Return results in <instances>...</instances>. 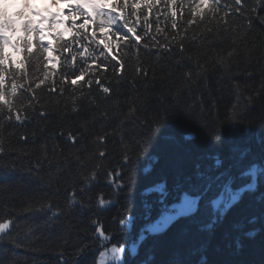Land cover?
<instances>
[{
  "label": "trees",
  "instance_id": "16d2710c",
  "mask_svg": "<svg viewBox=\"0 0 264 264\" xmlns=\"http://www.w3.org/2000/svg\"><path fill=\"white\" fill-rule=\"evenodd\" d=\"M221 1L229 7L220 3V13L193 25L186 4L173 18L165 0L151 10L142 3L130 20L133 25L139 17L141 41L118 47L123 69L101 59L80 88L65 84L61 93V76L72 70L62 64L52 77L57 91L46 81L21 122L0 116V215L15 219L13 231L0 236V264H101L99 254L113 245L125 251L112 264H264V11L251 20L247 12L232 14L225 23L220 17L234 0ZM157 25L164 31L157 33ZM165 33L177 42L168 51L153 48L151 36L164 43ZM233 47L237 54L228 57ZM28 71L32 79L43 68L34 58ZM96 75L110 93L86 83ZM17 102L27 104L28 96ZM141 140L148 141L143 149ZM126 147L130 164L122 159ZM249 166L256 170L255 188L210 229L219 213L201 201L195 218L149 231L190 194L197 172L227 169L236 190L252 182L241 175ZM93 171L87 190L77 193L82 206L70 207L69 193L84 189ZM109 172L120 173L122 189L108 182ZM98 197L109 206L99 207ZM125 217L131 220L121 226ZM104 237L111 244L101 248Z\"/></svg>",
  "mask_w": 264,
  "mask_h": 264
},
{
  "label": "snow or ice",
  "instance_id": "6c2138e0",
  "mask_svg": "<svg viewBox=\"0 0 264 264\" xmlns=\"http://www.w3.org/2000/svg\"><path fill=\"white\" fill-rule=\"evenodd\" d=\"M161 0H145L143 7L151 10L158 5ZM172 8L170 12L171 17L177 16L176 9H184L186 4L187 12L191 17L187 23L189 25L196 24L202 21L206 14H216L221 12V0H165ZM63 7H57L56 11L48 10L47 15L37 13L40 16L39 20H26L22 25L23 35L19 37L17 43L13 45L16 50L13 52L8 48L11 43L4 36L0 35V96L3 97V102L0 103V116H4L5 121L11 123L21 122L25 117L22 115L27 108L33 107L34 102H38L36 90L41 89L46 81H50L53 87L50 88L51 92H56L55 80L52 79L57 73L55 70L60 64L69 65L71 67V75L65 73L61 76V93L63 92V85L69 84L73 90L81 87V82L85 81L86 76L90 72H95L94 65L97 59L107 61L110 54L115 48L120 47V42L124 41L133 46L138 45L142 36L137 34V27L129 26V18L126 10L129 7V0H123V3L112 2V0H59ZM47 7V6H46ZM224 5V8H228ZM133 10L141 9V0H135L131 4ZM264 11V0H254L253 4H249L248 0H234V7L232 11H225L223 16L220 17L227 23L226 17L232 14H240L243 16L245 12L248 13L247 18L251 20L253 13ZM264 22V17H259ZM145 19L144 36L149 35V25L147 17ZM250 23L248 27H250ZM171 28L177 29V22L172 19ZM91 29V31H89ZM115 29V31H113ZM164 30L157 25L156 32L161 33ZM130 36L134 39L130 40ZM115 38V39H114ZM164 43L157 40L155 35L151 36L152 47H159L164 51H168L170 45L177 42V37L173 36L171 40L168 39L167 33L164 36ZM114 41L115 43H108ZM143 47L148 49V43H144ZM183 50V44H180ZM99 51V56L95 55ZM237 54V49L232 48L228 52V57ZM63 57V61H61ZM71 58L70 60L68 58ZM40 62L43 68L41 76H35L29 79V68L33 59ZM80 60L85 65L77 69L75 67L77 60ZM112 59H116L112 57ZM91 60L89 64L88 61ZM98 67L103 68L105 64L101 62ZM124 65L120 64V69ZM190 77V73L187 74ZM95 82L100 86L103 93H110L111 89L101 84L99 75H96L95 81L87 79L86 83L91 86ZM264 86V85H262ZM19 94V95H18ZM28 96L27 104L18 103L20 96ZM74 101L77 99L73 98ZM235 107V106H234ZM76 109L74 108L73 111ZM5 112L7 115H5ZM44 115V113H41ZM166 117H161L158 123H164ZM73 140L75 138H72ZM104 137H100L103 140ZM220 141L221 137H216ZM147 140L137 141L136 143L143 149ZM5 148L3 140L0 138V153H3ZM99 155L103 157L104 152ZM126 163H131L132 156L129 154L127 147L125 148L122 157ZM223 167L221 160L216 161V168ZM93 171L92 176L85 177L84 189L73 188L72 192L68 195V203L70 207H75L82 202L77 199V193H83L87 190L88 183L95 176ZM242 176L251 177L252 182L244 184L242 187L233 190L232 184L234 178L229 174L227 169L217 171L215 175H208L202 172H197L195 182L190 181V194L185 192L182 197V202L174 206V213L165 216L161 221L154 225L149 231L154 233L165 232L174 222L179 221L181 218H195L199 212L201 201H206L210 204L214 212H218V216H214L211 223L206 225L211 228L213 224L222 220L226 214L232 209L235 203L241 199L242 195L251 191L256 186V170L254 166H249L248 170L241 173ZM120 176L119 172L108 173L109 183H115L117 189H122L124 184L117 179ZM162 191V189H159ZM225 193L227 196H225ZM97 205L101 208L109 206L108 202L102 197L97 198ZM51 210V205H45ZM58 213L53 212V216ZM131 220V217H125L119 220L121 226H126ZM93 224L97 222L92 221ZM15 225V219L11 216L0 215V236L9 235ZM96 233L98 236L103 235L100 227H97ZM251 235V233H249ZM108 239V237H104ZM114 256H119L120 253L125 251L123 246L117 247L113 245L111 249Z\"/></svg>",
  "mask_w": 264,
  "mask_h": 264
},
{
  "label": "rangeland",
  "instance_id": "374dc122",
  "mask_svg": "<svg viewBox=\"0 0 264 264\" xmlns=\"http://www.w3.org/2000/svg\"><path fill=\"white\" fill-rule=\"evenodd\" d=\"M0 2H1V4H0V10L2 11L3 10V8H11V6L12 5H16L17 3H19L21 6L20 7H18V8H15V9H19V8H24V10H26L25 8V0H0ZM101 258H103V259H105V261L107 262V260H112V259H114V255H113V253H112V251H111V249L110 250H107L105 253H104V255H103V253H102V255H101Z\"/></svg>",
  "mask_w": 264,
  "mask_h": 264
},
{
  "label": "clouds",
  "instance_id": "9594fccd",
  "mask_svg": "<svg viewBox=\"0 0 264 264\" xmlns=\"http://www.w3.org/2000/svg\"><path fill=\"white\" fill-rule=\"evenodd\" d=\"M46 2V0H39V3H37V0H33V3L34 4H41V3H45ZM21 5L19 4V3H17L16 5H12L11 6V9H15V8H18V7H20ZM10 9V10H11ZM26 15H27V10H26V13H25ZM19 23V18H17V24ZM3 101H0V103H2Z\"/></svg>",
  "mask_w": 264,
  "mask_h": 264
}]
</instances>
